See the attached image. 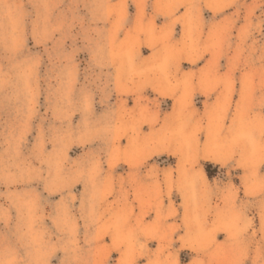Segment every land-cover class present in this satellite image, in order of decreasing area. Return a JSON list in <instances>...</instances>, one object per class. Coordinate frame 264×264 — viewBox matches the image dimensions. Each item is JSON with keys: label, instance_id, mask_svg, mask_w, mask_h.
Masks as SVG:
<instances>
[{"label": "clouds", "instance_id": "1", "mask_svg": "<svg viewBox=\"0 0 264 264\" xmlns=\"http://www.w3.org/2000/svg\"><path fill=\"white\" fill-rule=\"evenodd\" d=\"M0 264H264V0H0Z\"/></svg>", "mask_w": 264, "mask_h": 264}]
</instances>
